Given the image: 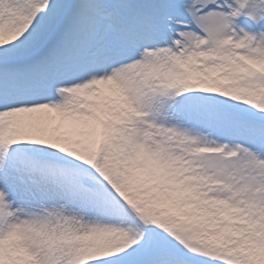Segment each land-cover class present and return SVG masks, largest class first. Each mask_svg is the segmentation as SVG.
Segmentation results:
<instances>
[{"label":"snow or ice","instance_id":"6c2138e0","mask_svg":"<svg viewBox=\"0 0 264 264\" xmlns=\"http://www.w3.org/2000/svg\"><path fill=\"white\" fill-rule=\"evenodd\" d=\"M0 264H264V0H0Z\"/></svg>","mask_w":264,"mask_h":264}]
</instances>
